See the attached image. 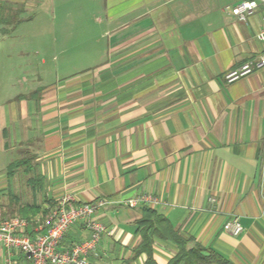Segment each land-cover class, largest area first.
<instances>
[{
  "label": "crops",
  "instance_id": "crops-1",
  "mask_svg": "<svg viewBox=\"0 0 264 264\" xmlns=\"http://www.w3.org/2000/svg\"><path fill=\"white\" fill-rule=\"evenodd\" d=\"M0 1L25 11L55 2ZM101 2L93 61L66 73L56 66L45 73L53 80L41 78L0 105V222L26 218L35 238L61 196L102 198L94 218L112 234L88 264H146L135 254L144 208L191 238L189 247L231 264H264V69L232 83L224 77L259 57L263 12L242 22L225 9L237 0ZM10 153L16 158L8 162ZM138 197L146 200L126 205ZM233 218L243 228L236 236L223 230ZM88 233L72 226L59 249ZM176 252L155 238L153 264H168ZM6 261L31 264L0 244Z\"/></svg>",
  "mask_w": 264,
  "mask_h": 264
},
{
  "label": "rangeland",
  "instance_id": "rangeland-1",
  "mask_svg": "<svg viewBox=\"0 0 264 264\" xmlns=\"http://www.w3.org/2000/svg\"><path fill=\"white\" fill-rule=\"evenodd\" d=\"M101 5V0H55L24 11L22 23L7 35L0 33V105L41 85V78L53 80L45 73L56 66L66 73L90 64V41L98 37L93 18ZM8 155V162L16 158Z\"/></svg>",
  "mask_w": 264,
  "mask_h": 264
},
{
  "label": "built area",
  "instance_id": "built-area-1",
  "mask_svg": "<svg viewBox=\"0 0 264 264\" xmlns=\"http://www.w3.org/2000/svg\"><path fill=\"white\" fill-rule=\"evenodd\" d=\"M225 9L242 22H246L258 11L263 12L262 24L256 33V39L260 42L262 51L257 59L247 60L225 73V80L232 83L264 69V0H237L236 4ZM145 200L144 197H138L126 201V205L133 207ZM147 201L152 200L148 198ZM106 203V200L102 198L81 203L77 202L72 195L65 194L50 209L45 231L38 233L35 238H30L26 234V228L31 222L26 218L13 216L0 222V244L9 250L21 252L31 264H88V256L96 249L101 237L112 234L110 229L94 218ZM79 223L86 226L88 236L66 250L59 249L66 233L72 226ZM223 230L236 236L242 232L243 228L238 219L233 218L224 223ZM4 264L13 263L6 261Z\"/></svg>",
  "mask_w": 264,
  "mask_h": 264
},
{
  "label": "trees",
  "instance_id": "trees-1",
  "mask_svg": "<svg viewBox=\"0 0 264 264\" xmlns=\"http://www.w3.org/2000/svg\"><path fill=\"white\" fill-rule=\"evenodd\" d=\"M24 11L22 4L14 5L0 1V33L7 35L22 23ZM21 164H23V160L12 162L8 167L9 172L11 173ZM137 232L140 242L135 248V254L144 253L147 256L146 264H153L152 246L155 238L169 241L177 247V252L168 264H231L213 250L204 248L197 243H193L189 247L192 239L181 236L165 217L157 214L151 208H144L142 218L137 222Z\"/></svg>",
  "mask_w": 264,
  "mask_h": 264
}]
</instances>
